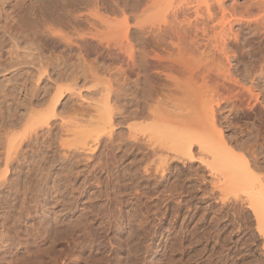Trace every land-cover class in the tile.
<instances>
[{"label":"rangeland","instance_id":"rangeland-1","mask_svg":"<svg viewBox=\"0 0 264 264\" xmlns=\"http://www.w3.org/2000/svg\"><path fill=\"white\" fill-rule=\"evenodd\" d=\"M242 2L225 0V5ZM154 42L151 40L147 46L149 53L166 52V42L163 47ZM254 42L263 46L258 40ZM14 52L13 66L0 73V164L5 152L4 127L22 114L28 115L30 107L36 106L46 92L69 83L56 79L52 73L50 77L36 74L31 56L25 55L28 51L19 48ZM242 61L233 60L228 65L234 69L245 59ZM117 65L113 62L109 67L115 69ZM101 68L105 69L103 65ZM113 70L78 78L80 86L65 90L56 106L51 125L55 140L52 138L48 144L32 142L33 150L26 147L28 152L20 164L10 167L5 176L0 165V180L6 178V183L0 185V264H264V233L254 215L264 210V202H241L245 187L238 182L234 183L235 189L231 186L235 191L231 188L225 201H219V191L211 185L215 178L222 182L224 173L227 180L237 177L230 164L243 156L242 142L252 144V150L264 158V113L258 115L249 108L244 116L242 109L238 111L220 101L215 120L233 148L228 147L229 152L234 154L228 155L225 150L223 165L214 161L213 166L212 162L214 171L210 172L206 163L199 160L194 144L192 158L183 154L182 161L169 159L162 172L155 157L154 161L151 158L140 164L141 155L138 159L124 153L125 146L117 147L119 141L115 139L126 134L123 125L113 127L115 139L112 143L107 141L109 146L89 144L94 129L83 122L93 111L92 104L102 102L107 87L112 91L110 99L117 97L120 107L128 105V77ZM154 82V92L162 90L158 93L166 99L163 81ZM181 102L179 105H184ZM250 102L259 106L255 100ZM112 113L116 118L117 111L113 109ZM60 120L81 124L75 128L70 124V131L62 133L64 148H70V155H64L63 147L56 142ZM84 137L88 144L81 146ZM233 155L235 159L230 158ZM144 167H149L146 174ZM136 168L143 169V173Z\"/></svg>","mask_w":264,"mask_h":264},{"label":"bare ground","instance_id":"bare-ground-1","mask_svg":"<svg viewBox=\"0 0 264 264\" xmlns=\"http://www.w3.org/2000/svg\"><path fill=\"white\" fill-rule=\"evenodd\" d=\"M233 27H236L234 33ZM151 40L162 47L166 42V52L150 49L152 53H149ZM254 40L263 46H256ZM19 48L28 51L25 55L31 56L36 74L50 77L52 73L56 79L69 83L46 92L36 106L30 105L28 115L22 114L4 127L5 152L0 164L4 176L10 167L20 164L21 157L28 152L26 147L33 150L32 142L43 144L55 138L52 118L65 90H76L81 76L96 77L99 71L113 70L109 67L113 62L119 64L113 72L128 77V105L120 107L117 97L111 98L112 103L108 86L102 102L98 101L102 104H92L93 111L83 122L94 129L89 144L105 146L107 141L114 142L113 127L123 125L126 134L115 139L119 141L117 147L125 146L124 153L138 159L141 155L140 164L156 158L162 172L169 159H184L183 154L192 158L194 144L199 160L206 163L208 171H214V161L223 165L222 155L232 147L215 120L220 101L242 109L244 116L249 108L258 115L264 113V0H243L240 5L229 6L225 0H27L23 3L0 0V59L4 58L0 60V73L13 66L14 51ZM237 51L240 52L235 54ZM233 60L242 65L230 68L228 64ZM154 80V83L163 81L166 99L159 95L160 89L154 92ZM250 99L259 102V106ZM178 101L184 105L180 106ZM113 109L117 111L116 118ZM62 120L56 142L58 147H63L64 155H70V148H64L66 144L61 138L63 132L70 131L71 123ZM75 123H72L74 128L81 125ZM242 143L243 156L234 163L230 161L237 177L227 180L228 175L219 174L225 176L224 180L214 177L212 189L219 191V201H225L228 190L238 182L245 187L239 198L241 202H264V158L252 150V144ZM86 144L87 138L80 145ZM142 170L137 169L141 174ZM148 170L149 167H144L143 174ZM5 183L6 178L0 180V185ZM254 215L259 230L264 233V210Z\"/></svg>","mask_w":264,"mask_h":264}]
</instances>
